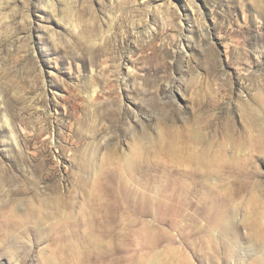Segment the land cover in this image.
Segmentation results:
<instances>
[{
  "label": "rangeland",
  "instance_id": "rangeland-1",
  "mask_svg": "<svg viewBox=\"0 0 264 264\" xmlns=\"http://www.w3.org/2000/svg\"><path fill=\"white\" fill-rule=\"evenodd\" d=\"M263 254L264 0H0V264Z\"/></svg>",
  "mask_w": 264,
  "mask_h": 264
},
{
  "label": "bare ground",
  "instance_id": "bare-ground-1",
  "mask_svg": "<svg viewBox=\"0 0 264 264\" xmlns=\"http://www.w3.org/2000/svg\"><path fill=\"white\" fill-rule=\"evenodd\" d=\"M6 122H7V119H6ZM264 255V254H263ZM260 258V257H259Z\"/></svg>",
  "mask_w": 264,
  "mask_h": 264
}]
</instances>
